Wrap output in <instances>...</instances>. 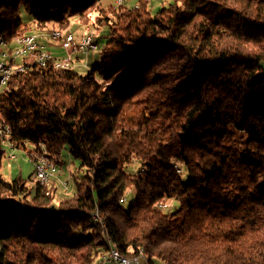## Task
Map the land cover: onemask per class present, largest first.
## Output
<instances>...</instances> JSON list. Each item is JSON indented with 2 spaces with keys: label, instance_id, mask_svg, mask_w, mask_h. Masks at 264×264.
Wrapping results in <instances>:
<instances>
[{
  "label": "trees",
  "instance_id": "obj_1",
  "mask_svg": "<svg viewBox=\"0 0 264 264\" xmlns=\"http://www.w3.org/2000/svg\"><path fill=\"white\" fill-rule=\"evenodd\" d=\"M100 1L0 0L6 41L73 19L101 35L94 66H33L0 90L14 147L43 144L74 175L59 199L30 175L6 181L0 145V264H103L112 247L264 264V0Z\"/></svg>",
  "mask_w": 264,
  "mask_h": 264
},
{
  "label": "bare ground",
  "instance_id": "obj_2",
  "mask_svg": "<svg viewBox=\"0 0 264 264\" xmlns=\"http://www.w3.org/2000/svg\"><path fill=\"white\" fill-rule=\"evenodd\" d=\"M31 36H54V39L52 40V47L54 48L62 47V39H66L69 37L68 50L76 51L77 54H72L68 56H66V52H56L55 54V51H53L48 45L28 46L27 44H19V42H22ZM89 38H93V36L91 34H83V36L75 38L72 32L68 29L59 31L51 30L50 32L48 31V33L46 34L45 32H37L26 35L14 36L13 38H11L10 41H6L0 36V51L1 53H11V51H17V57H5V65L9 66V73H17L18 70L19 72L27 71V66H21L24 63V60H30L28 69L33 66L45 67L50 64L55 68H75L78 67V65L80 64L79 58L82 56H84V58H87L88 54L90 53L86 52V45H84L85 41ZM37 53H42V55L44 56H36ZM45 59H51V63H45ZM10 76L11 75H9V77ZM7 80L8 79H5V83ZM0 143L2 149L12 150V152L17 149L10 141V137H8V128L6 127H0ZM23 152L34 166L35 161H40V153H31L29 150H23ZM44 160L47 162V164H50L52 168H50V170L45 171L44 174H42V176L40 177V169L39 167L35 166V182L43 188H48L52 183L51 176H54L57 171L55 167L56 164L49 158L47 152L44 153ZM63 182L61 183L64 186ZM67 186L69 185L67 184ZM91 219L99 223L102 228L105 227V222L103 218L99 216L96 210L91 213ZM107 240L109 241V239ZM110 251L115 258L127 259L128 264H136L138 262V254L141 252V259L143 261V264H148V261L142 250L138 251L139 253L136 254V256L134 257L121 256L118 250L113 247L110 248Z\"/></svg>",
  "mask_w": 264,
  "mask_h": 264
},
{
  "label": "rangeland",
  "instance_id": "obj_3",
  "mask_svg": "<svg viewBox=\"0 0 264 264\" xmlns=\"http://www.w3.org/2000/svg\"><path fill=\"white\" fill-rule=\"evenodd\" d=\"M160 1H162V0H151L150 10L153 11L155 9V7L158 6ZM121 2H122V0H101L98 4V7H99V9H107L108 6H116V5L120 4ZM132 2H130V3H132ZM96 14H98V13H93V16H96ZM73 21L75 24H73L72 26L70 25L67 29L72 32V34L75 38L83 36L82 34H83V32L85 33L87 28L84 25L77 24L74 19H73ZM51 30L59 31V29H49V30H46L47 32L46 31H35L34 33L45 32V34H46V33H48V31L50 32ZM90 30L91 31L89 34H91L94 37V39L96 38L98 40V38H100V36H101L98 27L95 26ZM75 34H77V35H75ZM103 34H104V31H103ZM82 58H84V56H82ZM98 58H99V52L96 51L93 54H91L90 56L88 55L86 60L87 61L91 60L92 66H94L96 64V62L98 61ZM81 70H84V69H80V71ZM19 151L21 152L20 155H19ZM13 153H15V156H16L15 158H6L8 155L7 153H5V157H3L2 168H1L3 178L6 181H10L12 178H14L16 176L14 171L17 170L19 165L22 164L24 167V171H23V173H21L22 178L26 179L30 175V172L33 170V178L34 179L33 180L31 178L28 179L27 185L29 188L34 189L35 183H36L35 182V179H36L35 178V166L28 160V158L26 157V155L24 154L22 149H16ZM21 156L24 159H22ZM21 159L27 160V162H25L26 164H24V162ZM67 161H68L67 157L65 156V157H63V161L61 162V167L63 166V168H60L57 164L55 165L57 172L54 176H51L52 183H51L50 187L47 188V189H49L51 187L57 188V191L55 194L56 199L61 198L63 193L64 194L67 193V192H65L64 186L61 183L62 181L67 182V184L69 185L68 188L70 187V185H72L74 183V180L72 179V178H74L72 166L70 165L69 162L67 163ZM137 168H138L137 164H133L131 166V169H133V171H135V172H137ZM128 169H130V168H128ZM17 174H18V172H17ZM59 176H61L62 181L54 180ZM71 189H72V186H71ZM135 199H136V190L134 188H129L127 191V194L125 196V201L123 203L124 207L126 208L130 204L134 203ZM177 207H178V205L174 201L170 200L167 202V208H170L169 209L170 211H172V212L175 211ZM96 264H98V263H96Z\"/></svg>",
  "mask_w": 264,
  "mask_h": 264
},
{
  "label": "built area",
  "instance_id": "obj_4",
  "mask_svg": "<svg viewBox=\"0 0 264 264\" xmlns=\"http://www.w3.org/2000/svg\"><path fill=\"white\" fill-rule=\"evenodd\" d=\"M53 39H54V36H43V37L31 36L25 39L24 41L19 42V44H27L28 46L48 45L52 49ZM68 39L69 37L66 39H62V47L57 48L58 51H55L52 49L53 51H55V54L56 52H66V56L77 54L76 51L68 50ZM84 45H86V52H92L96 48V44L93 38H89L88 40H86ZM36 56H44V55H42V53H37ZM36 56H33V57H36ZM5 57L15 58L17 57V51H11V53H1L0 51V90L5 88V79H9V75L15 74V73H9V66L5 65ZM45 63H51V59H45ZM29 64H30V60H24V63L21 66H27V69H28ZM36 65H44V64H36ZM17 73H19V70ZM3 90H6V88ZM1 127H6V126H1ZM8 137H9V129H8ZM26 148L30 150L31 153H40V161H35V166L39 167L40 169V177L42 176V174H44L45 171L50 170V168H52L50 164H47V162L44 160V153L46 152V148L43 144L35 145L29 141H26ZM1 151L4 152L3 153L4 156H5V153L8 154L6 158L16 157L15 153H13L12 150L2 149L1 147ZM177 172L180 173V170L177 169ZM54 180L62 181L61 176L57 177ZM63 183H64V190L67 191L69 189L67 186V182H63ZM121 201H124V199H121ZM103 264H128V263H127V259L115 258L109 249V251L105 254V258L103 259ZM136 264H143V261L141 259V252L138 254V262Z\"/></svg>",
  "mask_w": 264,
  "mask_h": 264
},
{
  "label": "crops",
  "instance_id": "obj_5",
  "mask_svg": "<svg viewBox=\"0 0 264 264\" xmlns=\"http://www.w3.org/2000/svg\"><path fill=\"white\" fill-rule=\"evenodd\" d=\"M52 49L53 50H55V51H58V49L55 47H52ZM21 154V152L19 151V155ZM22 157V156H21ZM22 159H24L23 157H22ZM21 159V160H22ZM23 162H24V164H26L25 162H27V160H22ZM23 171H24V167H23V165L21 164V165H19V167H18V169L17 170H15L14 171V173H15V175H17V172H18V174L20 173H23ZM29 178H31L32 180L34 179L33 178V170L30 172V177Z\"/></svg>",
  "mask_w": 264,
  "mask_h": 264
}]
</instances>
